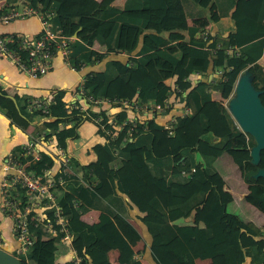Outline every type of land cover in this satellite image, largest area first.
I'll return each mask as SVG.
<instances>
[{
	"label": "trees",
	"instance_id": "obj_1",
	"mask_svg": "<svg viewBox=\"0 0 264 264\" xmlns=\"http://www.w3.org/2000/svg\"><path fill=\"white\" fill-rule=\"evenodd\" d=\"M112 2L3 0L0 6V11L27 5L43 14L53 12L51 28L66 37L75 35L63 58L76 69L91 67L80 84L85 94L116 101L95 106L76 98L69 102L67 92L56 89L44 110H29V96H15L13 102L0 94V112L10 126L24 132L33 124L28 139L34 143L43 131L48 132L51 143L46 138L40 141L46 150L40 149L37 159L19 157L34 175L51 167L53 160L59 162V150L77 138L76 129L82 121H94L103 138L90 147L91 162L83 164L69 155L70 173L56 171L54 176L55 180L61 178L52 191L70 234L69 248L84 264H111V250L116 251L118 264H141L125 239L135 232L128 221L132 206L127 198L141 185L151 197L136 207L142 213L136 218L150 237L148 251L153 264H174L168 252L183 264L213 256L218 264H264L261 230L227 211L232 197L212 166L219 155L227 154L246 184L244 201L264 216V179L252 177L258 168H264V150H260L256 165L250 163L248 148L254 142L238 129L223 105L236 76L245 69L252 85L261 91L259 99L264 106V68L257 62L264 50V0H124L119 9ZM188 4L207 11L211 22L229 16L233 39L220 41L208 33L202 39L199 26L186 24L191 14ZM139 41V49L126 62L106 59L103 67H98L110 53L130 54ZM218 42L223 47L233 42L238 53L224 55L222 49L215 48ZM95 43L104 50H94ZM217 67H221L217 79L208 80L211 69ZM211 92L218 98L213 99ZM166 98L168 106L163 112L143 113L133 106L147 100L162 104ZM73 103L83 110L70 107ZM184 109L188 112L183 113ZM171 117L173 134L169 135L163 125ZM128 118L135 120L133 131L117 127ZM20 148L16 145L10 151L17 153ZM115 158L120 164L111 167ZM180 170L188 174L180 176ZM74 200L79 202L78 208ZM91 209L99 211L97 220L83 221L81 214ZM51 212L52 207L46 208L42 221H52ZM178 218L191 224L172 223ZM27 228L33 242L16 254L20 264H65L56 262L62 233L50 236L42 223H29Z\"/></svg>",
	"mask_w": 264,
	"mask_h": 264
},
{
	"label": "crops",
	"instance_id": "obj_2",
	"mask_svg": "<svg viewBox=\"0 0 264 264\" xmlns=\"http://www.w3.org/2000/svg\"><path fill=\"white\" fill-rule=\"evenodd\" d=\"M123 2L124 0H113L112 6L119 9L123 6ZM187 10L191 12V14L186 18V24L189 26H199L198 32L200 34L208 33L220 41L233 39L229 16H224L219 18V20L216 22H211L208 20L207 11L203 10L199 6L188 4ZM195 12H201V15H197L195 14ZM39 31V23L35 17L33 18V16L29 18L25 17L22 19L11 20L7 23H0V36H6L10 33H19L24 36L33 37L37 35ZM197 36L198 34H196V37ZM94 45L97 48L100 47V45L98 44ZM139 46L140 41L137 44L136 48L130 54L125 52H114L108 54L105 59L100 61L98 67L102 68L103 62L106 59L126 62L127 58L130 55H133L139 49ZM257 62L262 67H264V50ZM90 68L91 67L85 65L78 70H74L69 67L68 63H66L62 54L60 57L59 54L55 53L51 61V66L47 73L36 78H31L20 71L10 60L0 56V94L9 95L14 98V101L15 96L21 97L24 95L29 96L28 99L38 98L47 101L56 89H63L67 92V98L69 99V102H71L73 101V98L77 93L76 90L82 83L84 72H87ZM168 82L170 81L168 80ZM74 89L76 90L71 96V93ZM211 97L213 99H217L218 95L216 92H211ZM152 103V100H147L143 105L151 107ZM140 112L150 113L144 110H140ZM170 119H173V117H171ZM169 120L166 123H168ZM32 130L33 124H30L27 127V130L24 132H22L15 126H10L7 118L0 112V160L2 159L3 155L6 152H9L14 146H19L27 142L29 140L28 135H30ZM76 131L78 136L77 138L71 139L67 142L66 152L70 156L75 157L80 163L85 164L91 162L94 159V155L92 154L90 147L94 143L102 141V138L96 132V125L91 121L84 120L79 124ZM38 148H40L41 151L46 150L40 142ZM119 164V159L115 158L110 163V166L117 167L119 166ZM212 166L223 178L225 188L231 194L232 200L227 205H235L234 209L239 210V213L244 216V219L241 218L243 221H249L257 226V224L252 219V217L255 215V211H251L248 208H244V210L243 208H239L241 207L240 202L244 200L243 196L246 192V189H243L244 187L242 186H244V182L241 179L239 172L237 171V168L231 161L230 157H227V154L223 153L212 162ZM2 173L3 172L0 168V179ZM139 188H141L142 191H140L137 195H133L135 190ZM135 190H133L130 196L127 198V201L132 206L131 209L128 210V221L134 227L135 232L127 234L125 236V239L131 246L135 258L138 259L141 264H153L150 260L148 251L150 237L146 232L145 226L136 218L137 216L142 215V213L139 212L136 207L138 205L146 203L150 199L151 194L145 187L141 185L138 186ZM143 191L145 192L144 194ZM234 193L235 195H237V198H234ZM252 208L256 210L254 207ZM98 214V210L91 209L82 214L81 219L88 223L95 222L97 220ZM88 215L90 216L89 218H87ZM263 219L264 216L262 215L261 220L263 221ZM172 223L177 225L191 224L190 220L183 218L175 219L174 221H172ZM259 229L261 230L260 238L264 239V227ZM131 238L132 242L130 240ZM16 247L17 242L11 234V222L7 217L0 214V248L6 251H11L16 249ZM62 249L63 251L61 252ZM59 250L60 253L56 257V262L65 263L70 258L68 248L66 245L61 244L59 246ZM116 255L117 254L115 250L109 251L108 257L111 264H118L116 261ZM167 256L174 264H183L182 262L178 261L171 252H168ZM194 264H218V261L215 256L204 259L196 258L194 259Z\"/></svg>",
	"mask_w": 264,
	"mask_h": 264
},
{
	"label": "built area",
	"instance_id": "obj_3",
	"mask_svg": "<svg viewBox=\"0 0 264 264\" xmlns=\"http://www.w3.org/2000/svg\"><path fill=\"white\" fill-rule=\"evenodd\" d=\"M2 4L3 0H0V6ZM29 16H34L37 19L40 27L39 33L33 37L24 36L19 33H10L6 36H0V56L10 60L20 71L29 77L36 78L47 73L51 66L52 58L56 52L66 55L68 52L67 44L73 38L63 36L60 34L59 30H53L51 28L50 19L53 16V12L49 11L43 14L37 9L31 8L27 5H20L16 8L14 7L0 11V23H7L13 19H22ZM206 34L207 33H203L202 39L206 38ZM92 48L99 52L104 50L102 46L97 48L94 44ZM215 48L222 49L224 55H236L238 53V48L233 42H230L228 46L226 45L224 47L218 42L216 43ZM207 50L208 52L213 51V49L210 48ZM65 61L68 63L69 67L78 70L71 66L66 59ZM220 73L221 67L211 69L208 74L209 79L217 77ZM172 88H176L175 84ZM76 92L85 99L87 104L92 106L104 103L116 104L115 100L93 98L90 95L85 94L81 86H79ZM47 103L46 100L38 98L29 99L27 102V108L29 110H44ZM122 103H124V101ZM223 105L225 106L224 103ZM133 106L136 111L144 110L150 113L163 112L168 106V98L164 99L162 104L153 102L151 107L143 104H134ZM79 108L82 109V107ZM187 112V109L183 110V113ZM173 121L174 118L170 119L168 123L163 125V129L166 130L169 135L173 134ZM92 123H94V121ZM121 126H127L129 132L133 131L135 120L132 118L122 120L117 124V127ZM100 137L102 138V136ZM44 138L47 139L48 143H51L48 132L43 131L42 134L39 135L37 143H34V139H30L21 145L19 152H6L0 160V168L3 172L0 179V213L7 217L11 222V234L17 242V247L14 249L15 256L18 253H22L33 242V237L29 232L27 225L29 223H32L33 225L42 223L48 235L55 236L57 231L62 233L59 242L66 245L70 253V258L65 264H84V260L80 256H77L74 250L69 248L70 234L65 228V220L61 214L59 206L54 203L55 195L52 191L53 187L61 183V178L59 176L56 180L54 178L56 171H60L66 175L70 173V168L68 166L69 154L66 152V149H60L59 162L53 160L51 167L43 169L40 175L30 173L26 170V163H21L19 161V157L21 156H29L31 159H37L40 150V148H38L39 142ZM58 167H60L59 170ZM192 170L193 169H191V171ZM179 174L180 176H185L188 172L180 170ZM13 189H17L18 192L16 194L13 193ZM19 190L21 192L18 195ZM72 203L74 207L78 208L79 202L74 200ZM51 207L52 221L47 218L42 221L45 218L44 210ZM89 217L90 216L88 215L87 218ZM53 224L56 225L57 228L54 227Z\"/></svg>",
	"mask_w": 264,
	"mask_h": 264
},
{
	"label": "water",
	"instance_id": "obj_4",
	"mask_svg": "<svg viewBox=\"0 0 264 264\" xmlns=\"http://www.w3.org/2000/svg\"><path fill=\"white\" fill-rule=\"evenodd\" d=\"M72 38H75V35H72ZM207 79H209V75ZM260 92L252 85L250 72L243 70L236 76L232 87V95L227 100V106L225 105L238 129L249 134L254 142L248 148L250 163L253 165H256L259 160L260 150H264V106L259 99ZM4 96L9 97L14 102L13 97ZM75 98L81 99L84 104H87L80 94L77 93ZM252 177H262L264 179V168H258ZM0 264L20 263L14 250L6 251L0 248Z\"/></svg>",
	"mask_w": 264,
	"mask_h": 264
},
{
	"label": "rangeland",
	"instance_id": "obj_5",
	"mask_svg": "<svg viewBox=\"0 0 264 264\" xmlns=\"http://www.w3.org/2000/svg\"><path fill=\"white\" fill-rule=\"evenodd\" d=\"M264 68V67H263ZM245 70V69H244ZM241 73V72H240ZM232 95V94H231ZM230 95V96H231ZM229 98V97H228ZM228 98H226L224 101H223V103L227 106V100H228ZM71 107H77L80 111H82L83 110V108L82 109H80L79 107L80 106H78V104H72L71 105ZM227 157H228V155H227ZM238 171V170H237ZM228 174H231V173H228ZM230 177H231V175H230ZM240 183V182H239ZM242 187H244L243 189L245 190L246 189V185H245V183H244V186H242ZM234 198H237V195H235V193H234ZM235 203V202H234ZM240 204H241V207H239V208H243V210H244V208H248V209H250L251 211H255V215L252 217V219L254 220V222L257 224V226L259 227V228H262L263 227V224H264V219H263V221L261 220V214H260V212H258V211H256V210H254L251 206H249L248 204H246L245 203V201L244 200H242L241 202H240ZM234 205V204H233ZM235 206V205H234ZM234 206H231V205H227V211L228 212H230V213H233V214H236V215H238L240 218H243L244 219V216L242 215V214H240L239 212V210H237V209H234ZM261 220V221H260ZM143 242V241H142Z\"/></svg>",
	"mask_w": 264,
	"mask_h": 264
},
{
	"label": "clouds",
	"instance_id": "obj_6",
	"mask_svg": "<svg viewBox=\"0 0 264 264\" xmlns=\"http://www.w3.org/2000/svg\"><path fill=\"white\" fill-rule=\"evenodd\" d=\"M73 39H74V38H73ZM241 72H242V71H241ZM231 94H232V90H231L230 94L228 95V97H230ZM228 97H227V98H228Z\"/></svg>",
	"mask_w": 264,
	"mask_h": 264
}]
</instances>
